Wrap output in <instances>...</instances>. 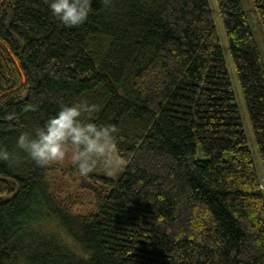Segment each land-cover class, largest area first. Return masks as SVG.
<instances>
[{
  "label": "trees",
  "instance_id": "16d2710c",
  "mask_svg": "<svg viewBox=\"0 0 264 264\" xmlns=\"http://www.w3.org/2000/svg\"><path fill=\"white\" fill-rule=\"evenodd\" d=\"M245 1L92 0L71 28L47 0L2 1L0 150L13 159L0 160V264H264V174L218 30L264 172V63ZM251 4L264 32V0ZM73 101L118 129L124 167L70 191V170L55 178L16 138Z\"/></svg>",
  "mask_w": 264,
  "mask_h": 264
},
{
  "label": "clouds",
  "instance_id": "9594fccd",
  "mask_svg": "<svg viewBox=\"0 0 264 264\" xmlns=\"http://www.w3.org/2000/svg\"><path fill=\"white\" fill-rule=\"evenodd\" d=\"M47 3L52 16L71 28L87 21L92 0H47ZM36 107L26 104L22 111H35ZM95 111L96 106L87 101L62 102L58 110L34 132H20L16 146L36 165L46 166L63 161L70 144L73 148L71 162L81 176H87L97 166H102L108 175H114L119 161L111 154V148L118 129L114 125L98 126L82 119L83 114ZM10 119H15V116L10 115ZM10 159L13 158L8 151L0 150V160Z\"/></svg>",
  "mask_w": 264,
  "mask_h": 264
},
{
  "label": "rangeland",
  "instance_id": "374dc122",
  "mask_svg": "<svg viewBox=\"0 0 264 264\" xmlns=\"http://www.w3.org/2000/svg\"><path fill=\"white\" fill-rule=\"evenodd\" d=\"M211 1L214 2V0H209L210 5H211ZM244 7L247 11V14L249 17L250 27L252 29L253 35L255 37L256 43L258 45V49L261 53V57H262V60L264 63V32H263L262 27L259 23L257 15L254 12V8L251 4V0L245 1ZM221 25L220 24L218 25L219 35L221 38V44L223 45V47H225L223 49H224V53H225L226 64H227V68H228V72H229V77L231 79L230 80L231 85H232L233 91H234L235 96H236L237 105L239 107L244 131H245V134H246V137L248 140V147H249V150L251 152V156H252L253 162L255 164V167L257 169V174L259 177H263L262 175L264 174V172L262 169V165L260 162L257 147H256V144L254 141V137H253L250 125H249L248 116H247L246 109L244 106L240 87H239V84H238V81H237V78L235 75L234 67H233V64L231 62V58H230L229 53H228L226 46H225L226 45V39H225V34H224V31H223ZM72 151H73V148L69 144L65 159L63 161L51 162V166H54L57 169L55 171V174H54L55 178L60 179L64 169H67L68 171L70 170L71 174H70V176L67 177L68 181L72 185V187L70 188V191H73V189L76 186H78L81 182V179H80L81 175L79 174L78 170L76 169V167L71 162ZM111 154L119 161V166H118V169L116 171V174L110 175V176L116 177V175L119 174L118 172H120L123 169L124 163L119 160V158L117 157V155L115 154V152L113 150V147L111 148ZM198 155L201 156L200 151L198 152ZM92 172L99 174V175H108L102 166H97ZM263 187H264V181H263Z\"/></svg>",
  "mask_w": 264,
  "mask_h": 264
},
{
  "label": "water",
  "instance_id": "95a60500",
  "mask_svg": "<svg viewBox=\"0 0 264 264\" xmlns=\"http://www.w3.org/2000/svg\"><path fill=\"white\" fill-rule=\"evenodd\" d=\"M3 1V0H2ZM2 1L0 2V4L2 3ZM15 64H16V66L18 67V64H17V62L15 61ZM2 95H0V97H1Z\"/></svg>",
  "mask_w": 264,
  "mask_h": 264
}]
</instances>
